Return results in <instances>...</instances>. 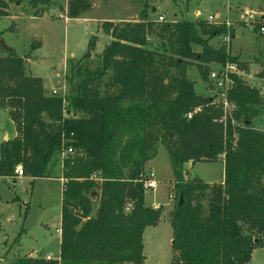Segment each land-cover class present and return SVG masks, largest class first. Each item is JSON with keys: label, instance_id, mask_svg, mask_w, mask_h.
<instances>
[{"label": "trees", "instance_id": "16d2710c", "mask_svg": "<svg viewBox=\"0 0 264 264\" xmlns=\"http://www.w3.org/2000/svg\"><path fill=\"white\" fill-rule=\"evenodd\" d=\"M23 1L0 0V18H9L10 6ZM27 3L32 18H48L51 0ZM93 7V0H69L66 17L77 19ZM101 28L112 41L101 53L97 80L81 82L71 99L80 118H64L62 99L47 95L40 78L25 75L23 59L0 47L6 54L0 58V110L16 134L0 145V178H15L21 166L23 177L47 179L48 165L62 145L76 151L62 164L59 257L20 258L13 264H144L142 236L158 226L161 209L145 206L142 184L134 181L155 158L158 144L183 199L169 216V264H247L254 249L264 248V132L252 128L264 102L258 90L238 80L226 97L240 125L228 118L221 122V107L196 95L186 76L194 65L206 79L207 64L237 62L223 46L208 45L227 32L225 25L180 21L162 24L157 32L143 19L103 22ZM156 32L169 39L176 58L155 60L144 48L147 36ZM96 41L90 38L84 59ZM192 45L202 51L193 52ZM196 107L201 112L187 120L184 115ZM217 162L223 164L218 183L183 177L186 163Z\"/></svg>", "mask_w": 264, "mask_h": 264}, {"label": "rangeland", "instance_id": "374dc122", "mask_svg": "<svg viewBox=\"0 0 264 264\" xmlns=\"http://www.w3.org/2000/svg\"><path fill=\"white\" fill-rule=\"evenodd\" d=\"M130 1L133 8H128ZM67 2L51 0L46 10L49 19L29 18L32 11L27 0L20 6L11 5L9 18H0V40L23 59L26 76L40 78L47 95L62 99L64 118L83 117L72 108L71 99L77 95L81 82L97 80L99 71L103 70L101 53L112 41L101 28L103 22L121 25L148 19L159 32L160 25L165 23L198 22L214 16L218 23L229 24V30L235 35L229 55L237 58V62H227L234 66L228 75L230 87L241 80L258 90L264 102V37L258 34V28L264 26V0H94L93 12L69 21L66 20ZM63 7L65 19H60ZM244 11L253 13L254 20H246ZM159 17L163 18L162 22L158 21ZM157 32L147 36L144 48L155 60L176 58L170 55L169 39ZM92 36L97 40L95 50L84 59ZM208 45L218 49L221 46L219 37L210 39ZM191 49L196 53L202 51L197 45H192ZM5 56L0 49V58ZM206 66L209 76L226 65ZM186 76L194 83L196 95L211 100L218 98L222 88L208 76L206 79L201 77L195 65L187 69ZM106 80L104 77L101 83ZM44 84L54 90H47ZM220 120H224L223 114ZM233 124L240 125L238 122ZM252 128L264 132V107L261 115L252 121ZM13 133L14 127L7 114L0 110V144L3 135L11 137ZM64 148L62 145L48 165L47 179L0 178V264H13L16 259L31 258L32 254L36 255L35 259L56 260L59 257L62 184L66 182L62 179V164L64 159L76 157L75 150L69 155ZM186 169L184 179L199 178L208 184L220 182L223 176L221 162L196 163ZM148 172L156 174L158 187L155 192L144 195V203L154 210L160 208L161 217L159 225L146 228L142 236L144 264H169L172 231L168 221L180 196L176 194L170 161L162 144L157 145L155 158L145 164L141 176ZM141 176L134 183H141ZM92 178L95 183L101 181L98 175ZM261 256L264 257V251Z\"/></svg>", "mask_w": 264, "mask_h": 264}, {"label": "built area", "instance_id": "2783aa9c", "mask_svg": "<svg viewBox=\"0 0 264 264\" xmlns=\"http://www.w3.org/2000/svg\"><path fill=\"white\" fill-rule=\"evenodd\" d=\"M253 13H250L248 11H244V17H246L245 19L248 21H253L254 20V16L252 15ZM60 19H65L64 15H60L59 16ZM159 22L163 21V18L159 17L158 18ZM207 23L212 24V25H217V24H224L227 32L223 35H221L219 37V40L221 42V46H223L226 49L227 54L229 53V48H230V44L232 42V36L230 34V30H229V24L227 23H218L216 20V18L214 16H209L206 20ZM258 34L262 37H264V26H260L258 28ZM226 66L224 68H222L219 72L216 73H210L209 74V79H211L212 81H214L213 83L215 85H217L218 87H221V92L218 95V98L216 100H212V103L214 105H218L219 107H221L223 116H224V120H226L227 118L231 121V124H233V122L235 123L232 114L233 112L236 110L235 105L230 103L227 100L226 97V91L230 88L231 86V82L229 81V74L231 73V71L234 70V66L233 65H229V63L225 64ZM55 91L52 92L53 95H55ZM201 112V107H196L194 108L191 112H188L186 114V119L190 120L193 116H195L196 114ZM224 120H221L224 121ZM65 150V149H64ZM73 150L71 148L66 149V153L69 155H73ZM15 175L16 177H22L23 176V172L22 169L20 167H17L15 170ZM141 184L144 190V194H148L151 192H155L157 190L158 187V180H157V176L154 172H148L147 174H145V176H141ZM131 209V207L128 205L126 208V212H129V210Z\"/></svg>", "mask_w": 264, "mask_h": 264}, {"label": "crops", "instance_id": "0c3cea01", "mask_svg": "<svg viewBox=\"0 0 264 264\" xmlns=\"http://www.w3.org/2000/svg\"><path fill=\"white\" fill-rule=\"evenodd\" d=\"M67 1H69V0H67ZM93 2H94V0H93ZM133 8L132 7V3H131V1L129 2V6H128V8ZM93 8H95V5H94V7ZM49 11V13H51V12H53L52 11V8H50V10H48ZM65 12V7H63L62 8V14ZM91 12H93V10L92 11H90V12H88V13H91ZM88 13H85V14H88ZM29 18H32V17H29ZM43 19H49V18H43ZM260 19H263V18H260ZM66 20L67 21H69V20H75V19H68L67 17H66ZM98 23H99V21H97V29H99L98 28ZM100 30V29H99ZM234 40H235V35L233 34V38H232V43L234 42ZM59 83V82H58ZM44 87L47 89V90H54L53 88H47L46 87V85L44 84ZM2 111V110H1ZM15 131H14V133H13V135L10 137L9 135H3V139H2V143L4 142V140H6V139H11V138H14L15 137ZM1 143V144H2ZM0 144V145H1ZM191 165V163H186V164H184V166H183V169H184V171H186L187 169H186V167L187 166H190ZM16 178V177H15ZM159 225V224H158ZM154 228V227H153ZM146 230V229H145ZM145 232V231H144ZM144 234V233H143ZM262 251H264V248H257V249H254L253 250V252H252V254H251V258H250V261L247 263V264H264V257H262L261 256V252Z\"/></svg>", "mask_w": 264, "mask_h": 264}, {"label": "water", "instance_id": "95a60500", "mask_svg": "<svg viewBox=\"0 0 264 264\" xmlns=\"http://www.w3.org/2000/svg\"><path fill=\"white\" fill-rule=\"evenodd\" d=\"M0 47H1L3 50H5V51H10V49H9L6 45H4V43H3L2 40H0ZM127 197L129 198L130 195L128 194ZM178 205H179V206L182 205V198H180V201H179V204H178ZM31 258H32V259H35V258H36V255H35V254H32Z\"/></svg>", "mask_w": 264, "mask_h": 264}]
</instances>
